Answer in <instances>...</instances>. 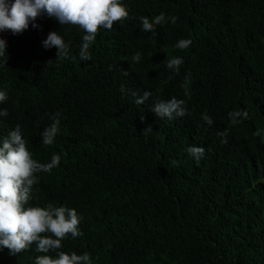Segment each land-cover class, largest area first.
<instances>
[{
  "label": "trees",
  "instance_id": "16d2710c",
  "mask_svg": "<svg viewBox=\"0 0 264 264\" xmlns=\"http://www.w3.org/2000/svg\"><path fill=\"white\" fill-rule=\"evenodd\" d=\"M122 3L135 19L101 29L89 61L78 55L84 33L46 14L34 22L39 28L0 33V90L8 92L0 109L9 113L0 116V139L19 124L34 159L61 155L58 167L37 174L30 204L75 208L82 235L62 250L87 252L93 264H264V143L254 135L264 130V0ZM160 13L165 22L142 32L139 18ZM51 31L70 42V58L56 60L57 49L42 46ZM181 38L192 44L176 49ZM136 52L142 59L132 62ZM167 55L183 58L178 74ZM145 91L152 97L135 104L130 93ZM173 96L190 115L168 120L151 111ZM244 109L250 118L232 125L228 113ZM56 112L60 132L45 146L42 132ZM225 129L222 144L216 133ZM190 145L205 148L199 165ZM35 248H0V264H35Z\"/></svg>",
  "mask_w": 264,
  "mask_h": 264
},
{
  "label": "clouds",
  "instance_id": "9594fccd",
  "mask_svg": "<svg viewBox=\"0 0 264 264\" xmlns=\"http://www.w3.org/2000/svg\"><path fill=\"white\" fill-rule=\"evenodd\" d=\"M129 12L122 0H0V33L10 30L14 35L21 34L30 24L33 28H39L40 25L34 22L46 14L62 26H76L84 33L78 55L81 61H89L92 59L90 46L96 41L100 30H112L114 23L135 19ZM139 19L142 32H155L156 26L165 22L166 14L160 13L152 19L141 16ZM167 19L176 24L178 17L171 16ZM191 44V39L181 38L174 47L184 50ZM42 46L45 49L56 48V60L70 58V42L66 43L63 36L56 31L48 33L47 38L42 41ZM6 47V40L0 36V58L5 57ZM141 59L140 52L131 57L132 62H139ZM7 62L8 60L5 61ZM164 63L172 73L178 74L184 60L179 56L167 55ZM113 68L114 65H109V70ZM123 75H128V71L123 70ZM174 78V75L168 77L169 80ZM191 80V72L186 73L181 85L185 90V96L190 95L188 86ZM121 92H125L123 85ZM130 94L135 98L134 103L137 105L144 104L153 95L151 91H145L142 95L136 92ZM7 100L8 92L0 90V104ZM151 111L159 118L168 120L190 115L185 101L176 96L168 100L157 99ZM8 114L7 109H0V116ZM61 116L62 112H56L50 117L53 122L42 132L43 145L54 144L60 132ZM228 117L232 125L250 118L246 109L230 111ZM141 119L144 117L141 116ZM202 120L209 126L213 125V119L207 112L202 114ZM151 131V126H148L143 134ZM216 135L222 144L228 143L229 130L218 131ZM254 135L260 137L264 143V130L258 129ZM186 152L197 165L205 157V148L201 146L190 145ZM60 162L59 154H54L48 163L34 159L19 124L0 139V248H7L11 255H18L35 244L36 252L41 253L37 256L35 264H93L92 257L87 252L78 255L75 251L69 253L62 250V242L69 236L75 239L82 235L79 228L82 217L75 208L52 204L41 207L30 204L32 188L38 183L37 174L51 172L60 165ZM173 163L178 164L176 161Z\"/></svg>",
  "mask_w": 264,
  "mask_h": 264
}]
</instances>
